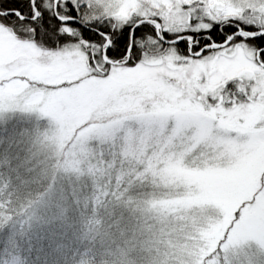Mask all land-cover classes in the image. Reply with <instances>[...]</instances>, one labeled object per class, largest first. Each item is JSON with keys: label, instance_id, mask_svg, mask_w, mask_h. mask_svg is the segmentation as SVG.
<instances>
[{"label": "snow or ice", "instance_id": "obj_1", "mask_svg": "<svg viewBox=\"0 0 264 264\" xmlns=\"http://www.w3.org/2000/svg\"><path fill=\"white\" fill-rule=\"evenodd\" d=\"M0 30L124 82L140 167L264 191V0H0Z\"/></svg>", "mask_w": 264, "mask_h": 264}, {"label": "rangeland", "instance_id": "obj_2", "mask_svg": "<svg viewBox=\"0 0 264 264\" xmlns=\"http://www.w3.org/2000/svg\"><path fill=\"white\" fill-rule=\"evenodd\" d=\"M124 86L120 80L89 78L83 64L46 61L38 50L0 30V128L20 130L19 150L33 144L54 150L60 164L44 182L55 175L85 177L94 141L103 145L120 139L125 155L135 159L141 157L137 147L147 153L150 138L137 136L127 125L125 113L134 106L117 99ZM148 169L159 190L132 208L149 220L133 236L147 264H264V191L258 180L220 192L181 168ZM60 184L37 200L27 214L29 227L62 201ZM157 224L154 236L148 226Z\"/></svg>", "mask_w": 264, "mask_h": 264}, {"label": "trees", "instance_id": "obj_3", "mask_svg": "<svg viewBox=\"0 0 264 264\" xmlns=\"http://www.w3.org/2000/svg\"><path fill=\"white\" fill-rule=\"evenodd\" d=\"M3 130L0 128V149L19 151L16 142L20 130ZM95 142L94 154L87 157L85 177L79 181V177L61 180L55 175L45 182H21L10 156L0 155V264H52L54 259L57 264L149 263L133 241L149 220L140 217L137 210L133 213L132 208L159 190L156 176L140 167L141 157L125 155L120 139L103 145ZM57 181L62 201L48 209L41 223L29 227L27 214ZM122 192L123 199L131 198L127 209L117 200ZM65 200L72 202L71 213ZM118 217L119 228L124 229L119 241L120 231L114 223ZM218 253L220 260L224 259L222 252Z\"/></svg>", "mask_w": 264, "mask_h": 264}, {"label": "clouds", "instance_id": "obj_4", "mask_svg": "<svg viewBox=\"0 0 264 264\" xmlns=\"http://www.w3.org/2000/svg\"><path fill=\"white\" fill-rule=\"evenodd\" d=\"M0 155H5V158L10 156L11 163L14 166V170L17 174V177L21 180V182H32V183H40L46 179L48 175L52 173L53 169H56L60 164V160L55 156L54 150L47 147H41L39 145L33 144L30 147L22 148L19 151H15L14 153H8L7 148L0 149ZM111 167V165H110ZM115 195V194H114ZM124 193H120L117 196V200L120 205L125 209L129 208V200L123 199ZM66 210L68 212H72V202H68L65 200ZM121 213V217H122ZM121 218L118 217L114 223L117 224L118 230L120 231V235L116 237V240L119 241L121 237L124 235V229L119 228ZM169 224L173 223L172 218L169 217ZM128 224H124V228H127ZM150 228H154L153 235L160 231L159 225L149 226ZM158 238V237H157ZM52 264H57L56 260L52 261Z\"/></svg>", "mask_w": 264, "mask_h": 264}]
</instances>
